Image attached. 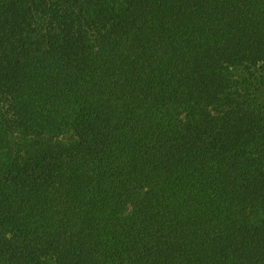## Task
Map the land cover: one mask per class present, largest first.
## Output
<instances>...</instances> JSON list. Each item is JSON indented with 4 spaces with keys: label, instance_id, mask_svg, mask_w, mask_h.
Here are the masks:
<instances>
[{
    "label": "trees",
    "instance_id": "16d2710c",
    "mask_svg": "<svg viewBox=\"0 0 264 264\" xmlns=\"http://www.w3.org/2000/svg\"><path fill=\"white\" fill-rule=\"evenodd\" d=\"M0 264H264V0H0Z\"/></svg>",
    "mask_w": 264,
    "mask_h": 264
}]
</instances>
